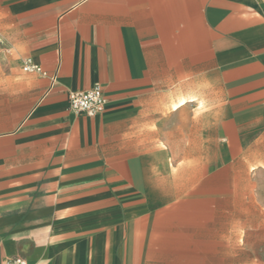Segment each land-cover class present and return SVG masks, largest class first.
I'll return each instance as SVG.
<instances>
[{
    "label": "crops",
    "instance_id": "crops-1",
    "mask_svg": "<svg viewBox=\"0 0 264 264\" xmlns=\"http://www.w3.org/2000/svg\"><path fill=\"white\" fill-rule=\"evenodd\" d=\"M97 83L104 111L74 113L69 92ZM14 257L264 264V0H0Z\"/></svg>",
    "mask_w": 264,
    "mask_h": 264
},
{
    "label": "built area",
    "instance_id": "built-area-1",
    "mask_svg": "<svg viewBox=\"0 0 264 264\" xmlns=\"http://www.w3.org/2000/svg\"><path fill=\"white\" fill-rule=\"evenodd\" d=\"M24 70L31 73L46 75L41 66L35 64L31 59H27ZM70 109L76 114L96 116L101 114L106 106L107 98L102 86L97 83L92 88L83 91L69 92ZM4 264H28L24 258H7Z\"/></svg>",
    "mask_w": 264,
    "mask_h": 264
},
{
    "label": "rangeland",
    "instance_id": "rangeland-1",
    "mask_svg": "<svg viewBox=\"0 0 264 264\" xmlns=\"http://www.w3.org/2000/svg\"><path fill=\"white\" fill-rule=\"evenodd\" d=\"M233 189H234V181L232 180V191H233ZM242 190V188H237V191H241ZM221 221L222 220H216V227H220L221 226ZM230 225H231V227L233 228V227H235V226H237V220H235V219H232V220H230ZM216 239H218V236H216ZM231 240H232V242H237L238 241V235H231ZM254 251H251V252H248V259H253L254 258Z\"/></svg>",
    "mask_w": 264,
    "mask_h": 264
},
{
    "label": "bare ground",
    "instance_id": "bare-ground-1",
    "mask_svg": "<svg viewBox=\"0 0 264 264\" xmlns=\"http://www.w3.org/2000/svg\"><path fill=\"white\" fill-rule=\"evenodd\" d=\"M182 99H183V98H182ZM182 99H181V100H182Z\"/></svg>",
    "mask_w": 264,
    "mask_h": 264
}]
</instances>
